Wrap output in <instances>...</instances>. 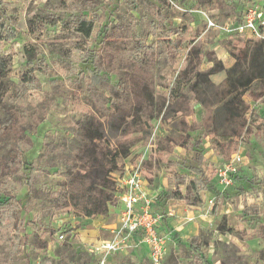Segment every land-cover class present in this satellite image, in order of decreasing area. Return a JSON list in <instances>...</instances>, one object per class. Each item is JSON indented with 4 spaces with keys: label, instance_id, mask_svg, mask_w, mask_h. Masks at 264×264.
<instances>
[{
    "label": "rangeland",
    "instance_id": "374dc122",
    "mask_svg": "<svg viewBox=\"0 0 264 264\" xmlns=\"http://www.w3.org/2000/svg\"><path fill=\"white\" fill-rule=\"evenodd\" d=\"M1 1L17 37L3 44L4 53L12 57V68L0 88V126L9 123L15 99L25 97L22 106L29 113L25 138L31 148L23 161L32 169V180L28 184L24 173L0 178L6 181L0 184V193L13 195L21 205L17 221L21 238L14 247L11 240L0 243V264H264V125L247 123L236 150L229 152L231 142H236L230 136L232 126L224 123L216 127L225 141L210 133L219 104L197 105L186 117L187 124L173 112L162 124L154 119L148 137L123 159V164L141 162L149 153L158 159V166L149 173L152 181L146 180L147 188L156 193L154 209L162 217L160 231L165 239L158 261L150 257L147 244L138 240L106 257L89 254L88 243L112 237L118 203L105 217L76 218L62 214L51 193L64 178L65 157L77 143L79 125L96 116L114 140L120 137V128L97 114L86 86L94 66L91 52L81 49L83 37L72 31L70 14L60 9L65 0ZM78 1L82 12L94 20L96 30L105 24L131 25L135 39L147 43L153 40V27L160 21L164 29L170 24L189 25L188 39L206 55L201 69L212 65L209 58L220 60L225 68L210 75L214 84L220 83L232 66V79L244 81L254 71L248 58L235 65L229 51L236 53L237 45L244 46L249 55L253 43L261 38L221 35L207 25V18L219 24L235 21L246 7L260 8L264 0H98L87 9L86 0ZM85 44L93 50L99 48L94 37ZM183 54L184 50H179L173 66L166 69L169 74L175 75ZM28 61L39 67L31 85L23 82L25 71L32 66ZM101 74L111 83L117 80L113 72L103 70ZM246 89L243 98L249 110L264 116V79H253ZM246 118L250 121L248 115ZM187 134L190 139L183 147L180 141ZM170 139L177 143L172 149ZM0 145V156H6L10 144L0 138ZM197 150L203 152L202 167L210 184L200 191L202 202L189 206L169 198L174 186L164 163L171 158L191 165ZM240 151L244 160L236 178L230 184L221 182L219 169L231 154ZM178 170L192 175L186 167ZM60 233L65 234L63 240H59Z\"/></svg>",
    "mask_w": 264,
    "mask_h": 264
},
{
    "label": "trees",
    "instance_id": "16d2710c",
    "mask_svg": "<svg viewBox=\"0 0 264 264\" xmlns=\"http://www.w3.org/2000/svg\"><path fill=\"white\" fill-rule=\"evenodd\" d=\"M86 1L87 9L98 0ZM79 2L65 0L60 9L70 14L72 31L83 37L81 49L88 54L91 52L94 66L89 70L86 86L94 100L97 114L100 119L113 120L120 128V137L111 139L96 116L79 125L77 143L65 157L64 178L51 193L62 214L84 219L108 215L109 208L117 202L113 173L123 167V159L131 148L148 137L154 119L162 124L173 112L180 115L182 122L187 124L186 117L193 113L197 105L210 107L219 104L216 110L219 114H214L211 119L213 128L210 133L214 138L225 141L223 135L216 133V127L230 124V136L235 137L236 142H231L229 152L236 150L238 137L242 138L247 123L264 125V116L249 110V103L243 98L247 84L253 79H264V38L253 43L249 55L244 52V46L237 45L236 53L229 51L235 65H241L248 58V64L254 70L250 76L244 81L239 77L232 79V69L235 67L232 66L226 69L224 79L214 84L210 75L225 68L220 60L209 58L212 65L201 69L200 65L206 55L188 39L191 32L189 25L170 24L164 29V23L160 21L153 27V40L147 43L135 39L131 25L109 27L105 24L100 31L96 30L94 20L82 12ZM5 8V3L0 0V88L12 68V57L4 53L3 44L17 37L16 28L9 22ZM262 8L264 11V2ZM92 37L98 40L97 50L85 44ZM181 49L184 50L183 57L175 75H171L166 69L173 66ZM28 63L32 66L25 71L23 82L31 85L35 79L34 71L39 67H35L36 63L31 61ZM103 70L113 72L117 76L116 82L111 83L106 79L101 74ZM24 102L25 97L16 98L10 108L9 123L0 126V138L10 144L6 156H0V178L24 173L26 182L31 184L32 169L23 161L24 153L31 148L25 138V121L29 113L26 114L28 111L22 106ZM34 114L32 112L30 116L34 117ZM189 139L190 136L185 135L180 145L186 146ZM170 145L172 149L177 143L170 139ZM202 162L201 150H197L191 165L171 158L165 161V170L174 186L169 198L189 206L202 202L200 191L206 190L210 184ZM141 164L143 177L152 181L149 173L158 166L155 154L149 153L141 160ZM180 167H186L192 175L180 172ZM234 178L236 173L232 175ZM2 183L6 181H0ZM20 210L19 199L0 193V243L11 240L14 247L19 242L21 237L17 221ZM23 237L24 245L25 233Z\"/></svg>",
    "mask_w": 264,
    "mask_h": 264
},
{
    "label": "built area",
    "instance_id": "2783aa9c",
    "mask_svg": "<svg viewBox=\"0 0 264 264\" xmlns=\"http://www.w3.org/2000/svg\"><path fill=\"white\" fill-rule=\"evenodd\" d=\"M207 25L225 36L247 34L254 38H264L263 8L246 7L238 20L219 24L207 18ZM142 160V159H141ZM244 160L242 152L231 154L219 169L221 182L230 184L232 175L237 172L238 165ZM116 183L117 203L116 225L111 231L112 237L98 239L87 245L89 254L106 257L110 253L125 249L133 241H142L150 249V257L158 261L164 242V234L160 231L161 213L154 209L156 193L146 186L141 162H125L123 167L113 173ZM65 238L60 233L59 240Z\"/></svg>",
    "mask_w": 264,
    "mask_h": 264
},
{
    "label": "crops",
    "instance_id": "0c3cea01",
    "mask_svg": "<svg viewBox=\"0 0 264 264\" xmlns=\"http://www.w3.org/2000/svg\"><path fill=\"white\" fill-rule=\"evenodd\" d=\"M202 196V195H201Z\"/></svg>",
    "mask_w": 264,
    "mask_h": 264
}]
</instances>
